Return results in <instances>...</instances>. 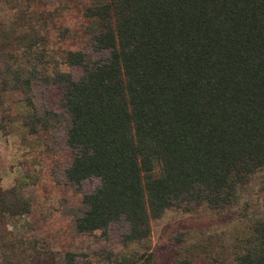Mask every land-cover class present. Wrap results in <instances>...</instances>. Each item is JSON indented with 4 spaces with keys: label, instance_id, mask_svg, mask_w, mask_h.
I'll return each mask as SVG.
<instances>
[{
    "label": "trees",
    "instance_id": "1",
    "mask_svg": "<svg viewBox=\"0 0 264 264\" xmlns=\"http://www.w3.org/2000/svg\"><path fill=\"white\" fill-rule=\"evenodd\" d=\"M24 15L0 31V105L1 93L20 90L21 124L36 134L48 119L28 97L35 70L12 65L8 48L29 24ZM84 17L106 62L69 51L64 64L82 68L80 79L42 77L64 89L66 144L76 151L66 179L100 181L82 198L76 232L124 220L125 241L143 242L151 221L179 203L233 207L238 188L264 170V0H98ZM39 40L29 31L17 41L30 52ZM29 211L19 188L0 185V217ZM232 256V264H264V217Z\"/></svg>",
    "mask_w": 264,
    "mask_h": 264
},
{
    "label": "rangeland",
    "instance_id": "2",
    "mask_svg": "<svg viewBox=\"0 0 264 264\" xmlns=\"http://www.w3.org/2000/svg\"><path fill=\"white\" fill-rule=\"evenodd\" d=\"M98 0H0V31L11 29L19 14L28 26L15 30L9 45L12 65L35 70L32 108L48 119L47 128L31 134L21 124L26 114L20 90L1 93L0 185L17 187L30 211L0 217V263L6 264H232L233 247L249 233L252 221L264 217V170L254 173L237 190L233 207L214 211L205 205L179 203L151 221L147 241L126 242L128 223L120 220L103 231L78 234L75 221L82 215L84 195L100 188L97 178L70 183L65 171L76 151L66 144L69 118L63 107L64 89L46 84L43 76L67 73L73 81L83 75L64 64L66 52H81L91 61L106 62L108 51L93 50L94 27L85 9ZM32 31L39 40L30 52L19 40ZM3 50L0 48V51ZM11 118V119H10Z\"/></svg>",
    "mask_w": 264,
    "mask_h": 264
}]
</instances>
